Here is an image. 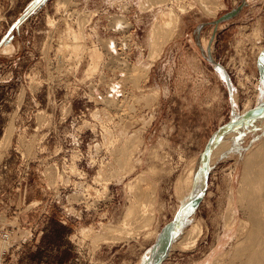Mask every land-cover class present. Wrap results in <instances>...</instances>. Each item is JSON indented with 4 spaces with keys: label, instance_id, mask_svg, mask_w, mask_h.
Instances as JSON below:
<instances>
[{
    "label": "rangeland",
    "instance_id": "rangeland-1",
    "mask_svg": "<svg viewBox=\"0 0 264 264\" xmlns=\"http://www.w3.org/2000/svg\"><path fill=\"white\" fill-rule=\"evenodd\" d=\"M263 58L264 0H0V224L23 229L5 264H240ZM138 176L154 204L129 219Z\"/></svg>",
    "mask_w": 264,
    "mask_h": 264
},
{
    "label": "bare ground",
    "instance_id": "bare-ground-1",
    "mask_svg": "<svg viewBox=\"0 0 264 264\" xmlns=\"http://www.w3.org/2000/svg\"><path fill=\"white\" fill-rule=\"evenodd\" d=\"M177 22H178V16L177 15L174 16L172 14V12L170 11L168 13L167 19L162 24L158 25L159 29L157 30V33H156L157 36H155L156 39L154 40V45H155V52H154V55L155 56L154 57H156L160 53V51L163 48L164 44L173 35V33L175 31V28H176V23ZM73 38L76 40V42H79L80 41V38H79V34L78 33H74L73 34ZM9 49H10V46H6L2 50L8 51ZM95 67H90V70L94 69ZM262 67L264 68V66H262ZM263 72H264V69H263ZM263 75H264V73H263ZM260 105L262 106L261 103H260ZM258 108L259 107H257V109ZM260 108L258 109V111H255V114L258 113L259 111L260 112L263 111V109H260ZM13 126L14 125L11 123L8 126V128L5 130V132L3 133V136L0 138V163L3 160L5 154L8 152V150H9V148L11 146L12 135H13ZM237 128H239V127H237ZM14 129H15V127H14ZM239 130H241V129H239ZM239 132H241V131H239ZM109 133H110V131H109ZM225 133H227V132H225ZM110 135H112V134L110 133ZM221 136H222V134H221ZM128 137H127V140H129V141L134 140V143H136L138 140L141 139L140 138V134H137V132H136V137L135 136L133 137V135H132L133 138H135L136 140L138 139L136 142H135V139H132L131 140V138L129 137L130 139H128ZM218 142H220V141H219V139L216 138L212 142V147L215 146ZM132 143H133V141H132ZM132 143L129 144V142H128V146L129 145L132 146ZM138 143H136L135 145L137 146ZM219 144H218V146H219ZM126 145L127 144L122 145V147L125 146V149L131 147V146L126 147ZM136 146H135V148H137ZM218 146L216 148H219ZM221 146H222V144H221ZM131 148H133V147H131ZM135 148H133V151H134ZM122 149L124 150V147ZM122 149H120L121 150V154L124 153V151H122ZM129 151L130 150L127 149L126 153H128ZM130 152L132 153V149H131ZM216 152H218V151L216 150ZM119 154H120V151H119ZM129 155H130V153H129ZM126 156H128V154H126ZM211 157H212V155H211ZM120 158H121V156H120ZM118 160H119V164L118 165L119 166L121 165L119 168H121V167H125V168L129 167V161L131 160V159L129 160V156L125 158V155H124L121 159H119V157H118ZM118 160H116V161H118ZM120 163H122V164H120ZM112 166H114V165H112ZM130 166H131V163H130ZM243 166L245 167L244 168L245 171L243 172L242 182L245 184V186L244 187L243 186H240L239 199L241 200V202H242L241 204H243V205H244V201H246L245 203L247 204V207L250 210L249 213L251 215H249V216H251V217L250 218L248 217V218L251 221L252 227L249 228V237H250V235H252L253 236V239H252V237H250V238H248V237L246 238L245 237L246 239H242L241 241H239L237 243V250H236V253L235 254H237V257L240 256L239 257V258H241L240 259L241 260V263L240 264H264V140H262L255 148H253L252 150H250L247 153V155L245 156V159H244V165ZM134 168H135V166L132 165L131 167H129L127 169H124V168L123 169L124 170L130 169V171H132V170H134ZM201 176L203 177V174ZM198 177L201 178L200 176H198ZM192 178L193 177H191V176H189L187 178L186 184H185V186L187 185L186 188H189L190 189L189 186L191 185ZM134 180L135 181L132 182L129 187L133 191V198H135V200L132 201L133 203H132L131 207L128 208L129 211L127 210V213H128L129 219H130V217L131 218L134 217V219L135 218H137V219H140V218L143 219V217H145L146 215H149L152 212V208L151 207L154 204L153 203L154 193L152 194V192H151V194L148 193L149 195L146 194L147 192L145 191V189L142 186V183L146 181L145 178H143V176L142 177L141 176L140 177L138 176ZM146 183H147V181L145 182V184ZM184 183H185V181H184ZM197 183H199V182H197ZM199 187H200V184L199 185H196L193 188V190L194 189L195 190H194L193 194H191V195L196 196L197 193L200 191L199 190ZM182 198H183V196H182ZM150 219H151V217H150ZM123 228H125V227H123ZM123 228H121V230H123ZM192 230H193L192 231L193 233L196 231L195 229H192ZM119 231L120 230H118V232ZM175 232H176V230H175ZM121 234H122V232H121ZM175 239L176 238L174 237V240ZM195 240L196 239H194L192 241V243H195ZM185 242H183L182 247H186L187 248V246H189V244L191 242L190 241L189 242L185 241ZM164 243H165V241H164ZM171 244H172V242H171ZM163 245L165 246V244H163ZM164 246H163V249H164ZM171 247H172V245H171ZM158 248H159V246H158ZM156 252H157V250H156Z\"/></svg>",
    "mask_w": 264,
    "mask_h": 264
},
{
    "label": "built area",
    "instance_id": "built-area-1",
    "mask_svg": "<svg viewBox=\"0 0 264 264\" xmlns=\"http://www.w3.org/2000/svg\"><path fill=\"white\" fill-rule=\"evenodd\" d=\"M23 229L20 226L11 225L4 221L0 224V264H5L12 248L15 246L14 241L17 237L22 236ZM25 241L22 240V243Z\"/></svg>",
    "mask_w": 264,
    "mask_h": 264
},
{
    "label": "water",
    "instance_id": "water-1",
    "mask_svg": "<svg viewBox=\"0 0 264 264\" xmlns=\"http://www.w3.org/2000/svg\"><path fill=\"white\" fill-rule=\"evenodd\" d=\"M217 136L214 137V139H212L206 149V153H205V170H206V173L208 171V168H209V159H210V156H211V151H212V142L216 139ZM174 231H175V226H172L171 228V236H170V242L173 240V236H174Z\"/></svg>",
    "mask_w": 264,
    "mask_h": 264
},
{
    "label": "crops",
    "instance_id": "crops-1",
    "mask_svg": "<svg viewBox=\"0 0 264 264\" xmlns=\"http://www.w3.org/2000/svg\"><path fill=\"white\" fill-rule=\"evenodd\" d=\"M147 12H150V11H147ZM140 15H144V13H140Z\"/></svg>",
    "mask_w": 264,
    "mask_h": 264
}]
</instances>
